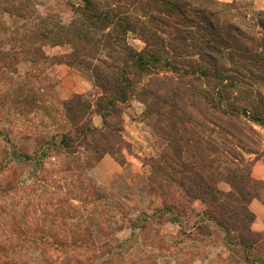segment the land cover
Segmentation results:
<instances>
[{
    "label": "trees",
    "instance_id": "1",
    "mask_svg": "<svg viewBox=\"0 0 264 264\" xmlns=\"http://www.w3.org/2000/svg\"><path fill=\"white\" fill-rule=\"evenodd\" d=\"M73 6L72 19L64 22L55 14L31 18V0H0L1 11L21 22L0 26L6 35L0 39V77L15 83L17 78L5 71L21 77L17 66L31 64L21 78L36 82L32 87L22 80L14 98L0 90V101L24 109L45 100L40 75L46 65L65 63L87 70L100 90L95 103L78 93L48 106L57 131L39 148L114 154L122 136L112 127V117L121 104L139 99L163 142L162 152L150 163L157 188L172 190L186 201H202V213L230 242L236 240L251 261L263 234L252 229L250 202L262 198L264 190V182L252 175L260 158L254 124L264 126V10L251 17L235 0H80ZM129 34L140 37L144 46L132 45ZM65 44L71 49L60 55L45 50ZM93 107L102 126L89 117ZM33 136L40 138L36 132ZM7 142L11 151L0 155V172L11 162L33 157L9 136ZM251 154L255 156L247 157ZM101 156L87 159L91 163ZM17 182L0 181V190L8 191ZM90 238L91 233L83 244L93 245Z\"/></svg>",
    "mask_w": 264,
    "mask_h": 264
},
{
    "label": "rangeland",
    "instance_id": "2",
    "mask_svg": "<svg viewBox=\"0 0 264 264\" xmlns=\"http://www.w3.org/2000/svg\"><path fill=\"white\" fill-rule=\"evenodd\" d=\"M79 1L31 0V18L55 14L69 22L73 5ZM235 1L249 16L257 17L252 0ZM4 23L14 27L21 22L0 9V26ZM5 37L0 33V39ZM128 39L138 49L144 46L137 35L129 34ZM70 49L67 44L45 48L49 55ZM30 68L31 64H20L17 74L22 77ZM9 73L17 81L0 77L4 95L14 98L22 80L23 85L36 87L35 79L24 81L5 71L7 77ZM40 76H44L40 83L45 87L42 102L21 109L0 101V155L3 151L10 154L9 136L33 156L11 162L7 171L0 172L3 183L18 181L8 191L0 190V264H264L258 259L264 258V230L257 231L263 233L262 239L251 251L252 262L248 261L237 241L230 242L226 232L202 213V201H186L172 190L157 188L150 163L162 152L163 142L139 99L132 97L121 104L112 117V127L120 129L122 136L114 154L85 148L77 153L62 147L39 148L57 131L45 110L48 106L78 93L94 104L100 93L90 72L65 63L46 65ZM89 117L94 125L102 126L94 107ZM254 128L253 138L263 159L264 126L254 124ZM28 133L30 138L25 137ZM97 155L102 156L88 162V156ZM221 187L230 189L227 183ZM261 196L264 202V190ZM90 233L94 244H83Z\"/></svg>",
    "mask_w": 264,
    "mask_h": 264
},
{
    "label": "crops",
    "instance_id": "3",
    "mask_svg": "<svg viewBox=\"0 0 264 264\" xmlns=\"http://www.w3.org/2000/svg\"><path fill=\"white\" fill-rule=\"evenodd\" d=\"M233 1V0H223ZM252 8L255 11L264 10V0H252ZM252 175L264 181V158H259L252 167ZM250 208L255 214V219L252 223V229L254 231L264 230V202L261 198H255L250 202Z\"/></svg>",
    "mask_w": 264,
    "mask_h": 264
}]
</instances>
